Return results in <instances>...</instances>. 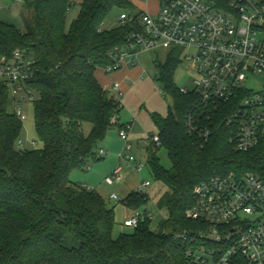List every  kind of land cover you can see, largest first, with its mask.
I'll return each mask as SVG.
<instances>
[{"label":"trees","instance_id":"16d2710c","mask_svg":"<svg viewBox=\"0 0 264 264\" xmlns=\"http://www.w3.org/2000/svg\"><path fill=\"white\" fill-rule=\"evenodd\" d=\"M23 29L0 18V55L20 51L34 62L30 85L39 93L33 103L42 148H19L23 120L10 110L13 100L0 79V264H198L194 253L210 224L186 216L196 184L213 176L264 174V153L241 152L230 141L225 104H206L191 90L181 92L174 73L181 49L156 62V81L170 94L167 116L153 113L161 145L146 147L148 168L168 191L158 208L168 216L152 230L148 211L133 232L113 236L115 209L95 189L70 178L75 167L105 159L98 142L117 123L121 101L104 89L96 72L112 64V53L140 29V11L130 0H84L67 27L72 0H21ZM229 0L223 1L224 3ZM118 7L133 16L103 28ZM136 11V13H134ZM209 129L206 139L188 132V120ZM92 125L86 135L83 124ZM164 147L172 162L166 169L158 156ZM150 198L130 192V209Z\"/></svg>","mask_w":264,"mask_h":264},{"label":"built area","instance_id":"2783aa9c","mask_svg":"<svg viewBox=\"0 0 264 264\" xmlns=\"http://www.w3.org/2000/svg\"><path fill=\"white\" fill-rule=\"evenodd\" d=\"M159 1L156 13L140 12V29L132 31L126 43L113 50V62L104 71L112 73L134 66L142 52L181 49V61H189L196 72L192 90L206 104L228 106L225 125L235 149L264 153V0ZM120 19L131 22L134 17L123 12ZM33 77L31 58L20 51L10 58L0 55V79L9 88L13 111L21 120L26 119L23 104H33L39 96L30 85ZM259 77L263 81L255 87L251 81ZM114 88L119 89V83ZM118 95L119 99L122 93ZM118 119L119 114L112 121L117 123ZM187 125L191 134L207 139L211 133L194 125L191 118ZM130 128L127 124L119 130L125 141L119 158L132 163L140 173L145 164L133 153ZM150 143L161 145L158 132L146 138V145ZM23 144L20 138L18 145ZM98 154L104 156L106 150L99 148ZM122 180V165L106 178L109 184ZM149 185V181L142 182L135 191L144 195ZM193 196L186 216L210 224L203 244L194 253L198 264H264V174L213 176L196 184ZM110 198L119 200L116 193ZM147 215L151 218L149 212ZM144 216L145 212L136 211L123 225L136 228Z\"/></svg>","mask_w":264,"mask_h":264},{"label":"rangeland","instance_id":"374dc122","mask_svg":"<svg viewBox=\"0 0 264 264\" xmlns=\"http://www.w3.org/2000/svg\"><path fill=\"white\" fill-rule=\"evenodd\" d=\"M23 7V2L21 0H0V18L6 20L14 25L18 29H23V21L20 15V10ZM79 5L75 4L72 6L67 16V27L71 24L72 20L77 16L79 12ZM123 10L118 7H114L108 14L105 22L103 23V28L111 29L118 25L119 18ZM136 13V11L134 12ZM188 52H193V50L188 49ZM169 50L160 48L157 50H150L148 52H142L139 56V64L147 69V72L156 77L158 73V68L156 62H164L167 58ZM101 69L100 71H102ZM196 79V72L193 65L187 61H181L174 73V82L179 88L192 90L194 88V80ZM257 81H251L255 87H259V82L263 80L259 77L256 78ZM158 89H161V85L156 81ZM164 101H167L166 110L168 111L169 106H173V98L170 94L163 93L162 95ZM24 113L26 119L23 120V129L21 133V138L24 140L23 146L19 145V148L33 149L42 148L44 146L43 142L39 140L38 134L35 126V116H34V105L32 103L23 104ZM13 110V106L10 107ZM124 110L121 109L120 115L124 118ZM132 119L126 121V123L131 122ZM118 127H113L106 133L104 139L98 142V148H105L106 154L105 159L100 162H91L90 168H80L75 167L71 173L70 178L73 181H78L91 189L98 191L105 199L110 207L115 209V219L116 223L113 229V236L118 238L122 233L133 232V227H126L123 222L126 218L133 216L136 211L143 213L148 211L151 215L150 226L152 230H157L160 223L168 216L167 210L158 208V201L163 196L165 192L168 191V187L161 181H157L151 175L148 163L146 149L144 146L141 148L138 145L137 139L130 136V142L133 146V153L136 155L139 161H143L145 168L140 172H136L134 165L128 163L125 160L119 158V152L124 149L125 141L119 135ZM83 130L86 135L90 134L92 130V125L89 122L83 124ZM35 143V144H33ZM159 159L162 165L166 169H171L172 162L169 158L168 151L166 148L162 147L158 153ZM123 166V180L121 182H114L109 184L106 178L114 172V170L119 166ZM145 181H149L150 185L144 188L146 196L150 198L147 205H142L137 209H130L124 203L123 200L127 195L137 189V187ZM112 193H116L119 196L118 201H113L110 198Z\"/></svg>","mask_w":264,"mask_h":264},{"label":"crops","instance_id":"0c3cea01","mask_svg":"<svg viewBox=\"0 0 264 264\" xmlns=\"http://www.w3.org/2000/svg\"><path fill=\"white\" fill-rule=\"evenodd\" d=\"M83 1L72 0L73 3L79 6ZM130 1L137 11H148L150 13H156L160 3L159 0ZM101 69L103 68L98 69L96 75L102 87L116 98L119 97V92L122 93L119 100L125 115L123 114L124 118H122L119 112V119L114 127L121 128L127 124L131 125L130 136L137 139L140 148L144 146V149H146V138L158 132L152 114L159 113L162 116H167L170 109L169 106L168 111L166 110L167 101H164L162 97L163 91L158 89L156 77L154 78L149 74L147 69L139 63L134 66L122 67L112 73H106L104 69L100 71ZM115 83H119V89L114 88ZM129 119H132L131 122L126 123Z\"/></svg>","mask_w":264,"mask_h":264}]
</instances>
